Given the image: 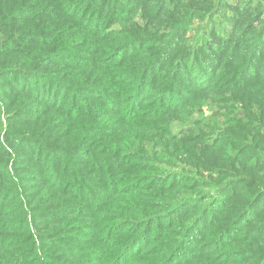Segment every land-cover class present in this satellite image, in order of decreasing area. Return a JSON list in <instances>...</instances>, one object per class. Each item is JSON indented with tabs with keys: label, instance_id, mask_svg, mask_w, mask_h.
I'll list each match as a JSON object with an SVG mask.
<instances>
[{
	"label": "trees",
	"instance_id": "1",
	"mask_svg": "<svg viewBox=\"0 0 264 264\" xmlns=\"http://www.w3.org/2000/svg\"><path fill=\"white\" fill-rule=\"evenodd\" d=\"M11 1L0 92L44 91L73 127L36 140L0 124L4 159L11 140L39 173L8 183L0 162V264H264V0H44L82 31L72 48L54 27L46 52Z\"/></svg>",
	"mask_w": 264,
	"mask_h": 264
},
{
	"label": "rangeland",
	"instance_id": "2",
	"mask_svg": "<svg viewBox=\"0 0 264 264\" xmlns=\"http://www.w3.org/2000/svg\"><path fill=\"white\" fill-rule=\"evenodd\" d=\"M43 2L44 0H26V6L24 7V11H25L24 19H30L28 22V26H29V23L30 24L33 23L34 26L32 30L34 33L37 34V35L34 34V36H37V38H40V36L42 35V39H43L42 43H35L32 46L33 50L34 51L40 50L39 52L47 51L46 42L52 39L53 32H54L52 29L54 27H60L59 28V34H60L59 42L68 36H72L71 38H73L74 40L71 41L70 47L72 48L77 47L78 42L76 41V37H78L79 35H82V31L79 29L77 25H75V22L73 21V19L69 18L67 15H64L62 13L59 15L58 11L51 12L52 9L50 8L46 10L43 7ZM56 3H59V0H56ZM28 6H29V9H27ZM17 7L18 6L11 0H0V10L5 11L6 8L15 9ZM73 11H80V10L79 8L76 9V6H75ZM222 18L223 16L219 15L217 17V21H220ZM65 23H67L66 26H64ZM196 33H197V27L192 30L191 35H196ZM34 36L32 37L34 38ZM52 69H58V67L53 66ZM30 84L31 83L28 80H26L25 82L21 84H18L19 87L21 86L20 91L26 90L24 87H29ZM0 86L3 87L2 82H0ZM11 89H12L11 86H9L8 87L9 92H0V105H2V107L5 109V111H0V124H1V129L3 130V133L9 128L10 129L13 128L20 138H25V139L34 138L36 140H39V139L46 140V136L48 134L55 135V133H58L62 135V133H65L66 131L67 132L65 133V137H68L70 135L71 130L68 131V129L73 127V124L71 125L65 124V121L63 117L60 116V114L59 115L54 114L56 113L55 112L56 109L54 107L47 105V103L45 104L41 102L42 97L47 98L48 96V95H45L46 93H43L44 91L41 92V94L38 97L36 96L37 98L32 95L28 96L26 94H20L16 97H13L10 93L13 91ZM17 90L19 91V88ZM3 104H6L7 106ZM48 104H51V103L48 102ZM45 109L48 110V113L46 115H43L44 113L43 111H46ZM18 113L21 115H19ZM225 114H229V113L226 112ZM18 122L20 123L18 124ZM59 124L61 125L60 130H59ZM222 128L225 129V127H222ZM234 133L239 134V132L237 131H235ZM96 138L97 137L95 136V138L92 139L91 143L93 147L96 146V148H98V145L100 144V142ZM54 141L59 142V136L57 140H54ZM60 141H61V144L66 143L67 138H61ZM5 147H6L5 151H7L9 158L5 160L4 159L5 157L1 154V150H0V162L4 161L5 166L9 165L8 166L9 173L7 174L8 172L7 170L6 172L7 175L4 176L3 180H6V182L9 183L10 182V180L8 181L9 174L15 175L16 177L14 178L15 182H18L19 180H23L27 176L32 177V178H29L30 179L29 181H26L27 183V182H31L32 179H34V176H39V173L36 168L35 159L32 155H30V153L26 151L25 152L22 151L21 148L17 146H13V141L11 140L9 144L5 145ZM16 158L19 161H16V163H13V161ZM183 158L186 159L185 156ZM188 161L190 162L191 159L189 158ZM159 164L162 165V167L166 169H173L172 166L169 164H163V163H159ZM187 169H191L189 165L187 166ZM232 169H234V167H232ZM191 175H192L191 177H193L194 179L201 181L200 180L201 176L199 174L191 173ZM206 175L207 177L214 176L213 178L209 179L210 180L209 184L210 182L214 183L216 181L217 182L229 181V179L226 176H220V175L216 176V174H209V173H206ZM208 190H209L210 195H213L214 191H212V189H210V187H207V186L200 188L199 191L200 193H207ZM144 200L150 201V199L148 198L144 199L141 196L138 197V201H144ZM155 202H158V201H155ZM137 205H140V204H137ZM126 216L127 218H124V219L129 220V221L140 219L137 216H129V215H126ZM126 229L131 231L129 226H127ZM0 233H1V230H0ZM2 236H8V232L7 233L3 232ZM10 253L11 252H9V249H6V247H3V246L0 247V257H7ZM2 264H5V263H2Z\"/></svg>",
	"mask_w": 264,
	"mask_h": 264
}]
</instances>
